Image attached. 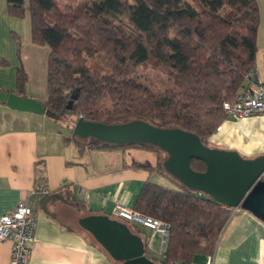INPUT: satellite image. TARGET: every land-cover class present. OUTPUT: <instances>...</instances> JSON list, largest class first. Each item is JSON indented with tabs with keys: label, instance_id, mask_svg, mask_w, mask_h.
Segmentation results:
<instances>
[{
	"label": "trees",
	"instance_id": "trees-1",
	"mask_svg": "<svg viewBox=\"0 0 264 264\" xmlns=\"http://www.w3.org/2000/svg\"><path fill=\"white\" fill-rule=\"evenodd\" d=\"M6 1L9 12L19 17L26 1L31 41L49 48L42 103L54 118L74 113L105 123L143 119L192 131L206 144L227 115L222 102L233 99L245 85V73L255 68L257 0ZM13 36L18 54L19 38ZM147 65L162 74L161 87L138 74V66ZM26 81L20 64L13 91L25 96ZM70 138L80 150L132 146L162 151L143 143ZM162 159L158 154L155 168L174 184L145 180L133 208L169 225L164 255L147 256L158 264L186 263L215 249L230 210L181 184L164 170ZM191 165L204 169L199 159Z\"/></svg>",
	"mask_w": 264,
	"mask_h": 264
},
{
	"label": "crops",
	"instance_id": "crops-1",
	"mask_svg": "<svg viewBox=\"0 0 264 264\" xmlns=\"http://www.w3.org/2000/svg\"><path fill=\"white\" fill-rule=\"evenodd\" d=\"M257 2L260 19L254 66L258 78L264 80V0ZM25 7L23 16H15L9 12L7 1L0 0V86L15 89L16 68L21 64L27 73L25 94L43 102L49 48L31 41L26 1ZM13 34L19 38L18 54ZM31 70L45 79V87L39 92L28 88ZM73 123L0 103V214L20 200L31 207L35 230L26 264H118L80 226L79 218L91 213L110 215L116 203L133 208L145 180L174 184L156 170L157 155L152 149L80 150L70 138ZM206 144L233 149L248 158L264 154V113L240 119L227 114ZM139 162L153 168L138 166ZM137 230L146 253L154 255L156 240L149 248L146 238L151 233ZM10 248L9 239L0 240V264H9ZM205 254H196L193 259L204 264ZM213 264H264V220L238 205L219 234Z\"/></svg>",
	"mask_w": 264,
	"mask_h": 264
},
{
	"label": "water",
	"instance_id": "water-1",
	"mask_svg": "<svg viewBox=\"0 0 264 264\" xmlns=\"http://www.w3.org/2000/svg\"><path fill=\"white\" fill-rule=\"evenodd\" d=\"M74 97L73 93L67 109ZM0 103L22 111L50 114L39 99L2 87ZM71 133L82 139L92 137L119 145H153L165 154L164 170L181 184L224 205H240L264 220V179L259 178L264 169V154L244 157L233 149L208 146L192 131L137 118L105 123L79 115ZM192 159L203 161L204 169H195ZM78 222L118 264H158L147 256L141 235L133 232L125 221L104 213H91L80 217Z\"/></svg>",
	"mask_w": 264,
	"mask_h": 264
},
{
	"label": "built area",
	"instance_id": "built-area-1",
	"mask_svg": "<svg viewBox=\"0 0 264 264\" xmlns=\"http://www.w3.org/2000/svg\"><path fill=\"white\" fill-rule=\"evenodd\" d=\"M245 85L233 96L232 100H224L222 107L226 114L240 119L249 115L264 113V80L258 78L254 67L245 73ZM259 178L264 179V169ZM230 215L238 210L237 206H228ZM114 218L125 221L139 230L146 229L151 233L146 238L149 248L156 240L154 255L162 257L166 251L169 225L162 219L142 213L124 204L116 203L110 214ZM35 215L25 201L20 200L10 210L0 214V240L11 242L9 264H26L30 255V243L34 238ZM214 250L205 254L204 264H213ZM173 264H199L196 260L174 262Z\"/></svg>",
	"mask_w": 264,
	"mask_h": 264
},
{
	"label": "rangeland",
	"instance_id": "rangeland-1",
	"mask_svg": "<svg viewBox=\"0 0 264 264\" xmlns=\"http://www.w3.org/2000/svg\"><path fill=\"white\" fill-rule=\"evenodd\" d=\"M60 2L61 5H63L67 0H58ZM259 6V5H258ZM259 28V27H258ZM138 74L140 75V77L142 79H144L146 82L150 83V84H154L156 86L161 87V78H162V74L154 69H152L150 66H138L137 68ZM31 74L29 80H30V84H29V89H31V91H35L37 90L38 92L41 91L42 89H44L45 87V82L43 80V77L40 73H35L31 70V72H29ZM29 75V74H28ZM29 77V76H28ZM78 115L74 114V113H66L62 116V118H66L67 120H73L75 121ZM158 154L162 157H164V153L161 152H156V155L158 156ZM166 180V179H165ZM167 181V180H166ZM169 181V180H168ZM167 181V182H168ZM167 182H162L163 184L168 185ZM171 185H173L172 183H169Z\"/></svg>",
	"mask_w": 264,
	"mask_h": 264
}]
</instances>
